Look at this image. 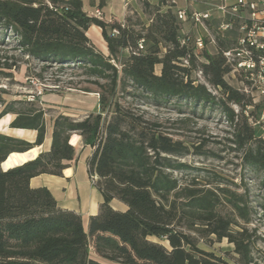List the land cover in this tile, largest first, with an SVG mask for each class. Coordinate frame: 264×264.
<instances>
[{"label":"trees","instance_id":"16d2710c","mask_svg":"<svg viewBox=\"0 0 264 264\" xmlns=\"http://www.w3.org/2000/svg\"><path fill=\"white\" fill-rule=\"evenodd\" d=\"M140 2L151 21L148 26L132 24L131 18L122 25L90 17L81 0H0V33L12 34L23 56L44 70L84 69L100 90L99 113L81 121L59 116L48 152L7 171L0 167V264H103L91 257V250L115 264H229L199 248L198 239L211 237L234 245L239 264L254 263L248 230H236V223L218 213L225 201L248 222L243 200L196 182L183 186L173 176L174 171L190 169L174 158L202 155L203 146L174 140L159 123L126 110L118 94L131 86L156 102L176 99L195 110L216 108L232 130L243 164L264 175V139L256 137L248 115L249 108L262 106H253L249 96L227 82L229 67L222 55L231 47L224 45L227 40L219 41L216 54L204 50L197 55L192 44H181V24L173 6L163 10V1ZM91 26L102 30L108 57L88 38ZM0 68L12 70L13 65L0 62ZM198 68L218 95L192 78ZM25 106L18 110L15 103L7 104L0 121L14 115L10 128L35 131L36 141L0 133V165L9 155L27 153L45 142V112L31 101ZM73 134L94 150L88 172L103 197L87 229L80 215L58 207L47 188L30 186L42 174L62 176L64 162L75 158ZM113 200L128 209H113Z\"/></svg>","mask_w":264,"mask_h":264},{"label":"rangeland","instance_id":"374dc122","mask_svg":"<svg viewBox=\"0 0 264 264\" xmlns=\"http://www.w3.org/2000/svg\"><path fill=\"white\" fill-rule=\"evenodd\" d=\"M142 19L135 14L131 17V23L140 22L148 26L151 22L148 15ZM206 41L208 53L216 54L217 48ZM223 42L226 46L232 44L230 40ZM201 53L196 51L197 55ZM201 60L204 61L202 58ZM0 62L13 65L12 70L0 68V98L5 101L4 105H0V113L7 104L15 103V108L20 110L25 109L26 102L31 101V104L45 112L46 123L51 127L54 120L61 115L81 121L90 114L100 112L98 95L100 90L92 84L95 78L89 76L84 69L76 67L44 70L42 64L20 53L17 42L10 32L0 33ZM156 73L160 74V67L156 68ZM192 78L198 83L206 82L204 78L200 79L199 68L192 74ZM98 81L101 85L106 83L105 80ZM227 82L232 87H237L236 81ZM207 87L218 95L211 86ZM118 101L126 110L159 123L161 130L174 140L182 141L190 147L203 146L202 155L190 154L174 158L179 163L188 165L190 169L174 171L173 176L183 186L196 182L206 188L230 191L241 198L243 205L248 209V222L225 201L218 208V213L236 223L233 226L236 230L242 228L248 230L251 235L253 264H264V175L252 171L243 164L242 153L233 144L232 130L221 112L216 108L195 110L183 100L156 102L131 86L126 93L118 94ZM234 109L240 110L238 107ZM252 111L254 117L251 116ZM263 114V107L261 109L251 107L248 110L249 122L255 129V135L262 139H264ZM9 121L10 117H5L0 121V128L3 123ZM198 240L200 249L213 253L229 264H239V256L234 253V245L227 240L218 241L215 237ZM90 255L103 264H115L99 258L93 250Z\"/></svg>","mask_w":264,"mask_h":264},{"label":"crops","instance_id":"0c3cea01","mask_svg":"<svg viewBox=\"0 0 264 264\" xmlns=\"http://www.w3.org/2000/svg\"><path fill=\"white\" fill-rule=\"evenodd\" d=\"M83 3V11L90 17L97 18L106 23L118 22L122 25L135 14L142 19L146 18L143 10V5L140 0H81ZM152 5H158L163 1L167 6H163L166 10L168 6H173L168 0H148ZM177 5L173 6V11L176 14L178 9H190L197 11H205L206 6L202 4H191L186 0H176ZM98 13L100 16H98ZM143 20V19H142ZM217 20H212L208 23L209 34L212 35ZM203 29L196 27L191 23L181 24V37L191 36L198 38L200 36L207 37ZM87 36L91 40L94 47L99 50L105 57L110 55L108 45L105 42L102 30L97 26H91L87 31ZM228 40L236 37L235 33H227ZM209 42V39H206ZM205 40V41H206ZM207 42V41H206ZM231 42V41H230ZM232 44L230 43V46ZM208 47V43H207ZM216 49V48H215ZM212 54V53H210ZM9 122L3 123L0 128V133L30 143L36 141L37 133L29 130L11 129L10 124L14 121L15 116L9 115ZM3 120V119H2ZM1 120V121H2ZM44 144L39 148L23 153L12 154L6 162L5 169L18 167L29 161L34 160L42 152H48L52 143V126L48 127ZM71 145L75 148V158L72 161H66V168L63 170L62 176H54L42 174L33 178L30 181V186L34 189L47 188L55 200L58 207L77 213L82 217L85 228H88L89 220L92 216L99 213L100 206L103 204V197L95 185L96 178H92L88 172L87 162L91 158L94 150L85 146L83 139L78 134H73L70 140ZM113 209L125 212L128 208L125 204L118 200H113L111 203Z\"/></svg>","mask_w":264,"mask_h":264},{"label":"built area","instance_id":"2783aa9c","mask_svg":"<svg viewBox=\"0 0 264 264\" xmlns=\"http://www.w3.org/2000/svg\"><path fill=\"white\" fill-rule=\"evenodd\" d=\"M177 5L176 0H168ZM191 4H202L205 11L178 9L176 17L180 24L191 23L209 34L208 23L217 20L212 35L198 38L185 36L182 45L192 44L196 51L207 50L206 39L219 51V41L228 40L227 33H235L230 48L222 55L229 67L226 80L236 81L241 93L252 100V105H261L264 110V0H186ZM98 16L100 14L98 13ZM115 34L117 31L114 32ZM143 43V41H142ZM142 43L139 49L143 50ZM188 65L187 61H184ZM200 79L203 73L199 70ZM205 85L208 86L205 82ZM250 109V108H249ZM264 123V114L262 115ZM260 124V123H259Z\"/></svg>","mask_w":264,"mask_h":264},{"label":"water","instance_id":"95a60500","mask_svg":"<svg viewBox=\"0 0 264 264\" xmlns=\"http://www.w3.org/2000/svg\"><path fill=\"white\" fill-rule=\"evenodd\" d=\"M9 157H10V155L7 157V159L0 165V167H1V169L3 170V171H7V170H10V169H12V168H15V167H12V168H9V169H5V164H6V162L9 160ZM20 166V165H19Z\"/></svg>","mask_w":264,"mask_h":264}]
</instances>
